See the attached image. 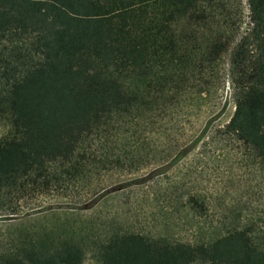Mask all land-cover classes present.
<instances>
[{"label":"trees","instance_id":"obj_1","mask_svg":"<svg viewBox=\"0 0 264 264\" xmlns=\"http://www.w3.org/2000/svg\"><path fill=\"white\" fill-rule=\"evenodd\" d=\"M246 2L225 72L240 0H0V207L183 161L153 197L152 227L24 228L0 264H82L88 245L100 264H264V209L250 196L264 191V0ZM227 83L228 121L180 145ZM227 181L245 191L233 197Z\"/></svg>","mask_w":264,"mask_h":264},{"label":"rangeland","instance_id":"obj_2","mask_svg":"<svg viewBox=\"0 0 264 264\" xmlns=\"http://www.w3.org/2000/svg\"><path fill=\"white\" fill-rule=\"evenodd\" d=\"M240 1L243 12L242 22L221 57L225 72L229 68L232 49L250 27L247 2L246 0ZM225 77L228 78L227 74ZM230 93L227 83L221 99L216 103H209V106L189 118V121L179 131L180 145L199 135L201 138L203 136L206 138L228 121L234 110ZM4 131V127L0 126V135ZM181 164L183 161L177 165H169L170 168L164 172V175L154 176L150 180L130 185H125V182L145 176L151 171V167H143L130 173L107 171L92 175L90 179L82 180L62 192L50 191L32 196L16 195L11 205L0 207V251L8 246L11 239L18 235L21 229L38 231L57 224L59 221L75 229L86 230L90 226L96 227L100 220H111L115 217L123 222L132 223L138 228L148 229L153 226L156 218L153 197L165 185L167 177H171ZM228 181L225 184L229 187L230 194L238 198L241 192L245 191L244 187ZM250 196L255 209H264V191L262 193L254 191ZM221 197L229 200V195L224 193ZM3 198L4 196L0 201ZM247 198L250 199L249 196ZM85 250L82 264H100L93 255L92 246L88 245Z\"/></svg>","mask_w":264,"mask_h":264}]
</instances>
